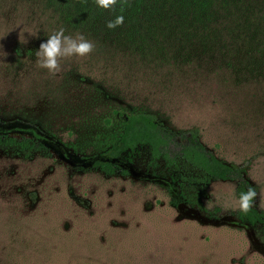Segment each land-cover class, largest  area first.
<instances>
[{"label":"rangeland","instance_id":"obj_1","mask_svg":"<svg viewBox=\"0 0 264 264\" xmlns=\"http://www.w3.org/2000/svg\"><path fill=\"white\" fill-rule=\"evenodd\" d=\"M142 3L118 12L94 0H0V134L43 145L0 146V264H264V234L240 220L237 194L247 183L264 212V0L199 20L171 0ZM118 15L123 25L108 29ZM61 28L95 48L52 76L35 53ZM111 105L153 113L178 147L196 131L241 177L181 162L201 209L171 204L181 186L146 148L131 163L121 153L127 174L92 167L90 150L69 143Z\"/></svg>","mask_w":264,"mask_h":264},{"label":"trees","instance_id":"obj_2","mask_svg":"<svg viewBox=\"0 0 264 264\" xmlns=\"http://www.w3.org/2000/svg\"><path fill=\"white\" fill-rule=\"evenodd\" d=\"M144 0H128L122 6L120 1L115 10L120 12L126 8L139 10ZM174 6L182 10H190L197 20L212 15L214 10H220L224 15L236 16V1L240 0H171ZM171 4V5H172ZM139 12L144 13L142 10ZM236 20V19H235ZM233 20V22H235ZM103 92V91H102ZM105 93V92H104ZM109 96H106L108 98ZM94 119L95 129L84 138L82 142H71L69 145L76 152L90 150L93 156L91 166L100 169L107 175H112L116 171L127 174L128 170L123 168L120 160L122 152H126V162L131 163L132 158L139 153L140 148L148 151V162L152 165L156 161L162 160L167 170L173 174L174 180L181 186L180 198H172L171 204L176 206L180 200L191 206L206 209L204 205L192 195L179 181L180 163H188L196 168L208 178L222 180H233L240 178L242 170L239 167L228 165L222 160L209 153L198 141L196 131H190L187 142L178 147L174 135L166 128L158 118L150 112L144 110H127L124 106H107L101 112L96 113ZM0 146H12L17 150L29 152L43 148L42 143L28 138H16L5 134H0ZM190 182L191 178L184 177ZM245 183V182H244ZM252 188L247 183L239 182L237 194L247 192ZM254 189V188H252ZM255 190V189H254ZM254 202V201H253ZM242 222L257 225L264 234V212L252 209L247 213L239 212Z\"/></svg>","mask_w":264,"mask_h":264},{"label":"clouds","instance_id":"obj_3","mask_svg":"<svg viewBox=\"0 0 264 264\" xmlns=\"http://www.w3.org/2000/svg\"><path fill=\"white\" fill-rule=\"evenodd\" d=\"M97 7L109 10L114 9L117 0H94ZM128 0H122V6L126 5ZM124 23L123 15H118L115 20L107 22L108 29H115ZM63 28L50 35L46 41L39 44L36 50V66L46 69L49 75L55 76L61 71L62 59L71 58L73 56L83 58L91 54L95 48L93 42L87 40L82 34H77L75 38L66 36ZM258 193L249 188L247 192L241 193L238 202V208L241 212L247 214L253 207V201Z\"/></svg>","mask_w":264,"mask_h":264},{"label":"flooded vegetation","instance_id":"obj_4","mask_svg":"<svg viewBox=\"0 0 264 264\" xmlns=\"http://www.w3.org/2000/svg\"><path fill=\"white\" fill-rule=\"evenodd\" d=\"M36 141V140H35ZM37 142V141H36ZM180 203H185L184 201L180 200L176 206H178ZM187 204V203H185Z\"/></svg>","mask_w":264,"mask_h":264}]
</instances>
